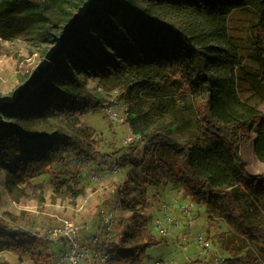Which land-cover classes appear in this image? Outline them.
I'll return each mask as SVG.
<instances>
[{"label":"trees","instance_id":"obj_1","mask_svg":"<svg viewBox=\"0 0 264 264\" xmlns=\"http://www.w3.org/2000/svg\"><path fill=\"white\" fill-rule=\"evenodd\" d=\"M49 0H0V36L12 38L17 27L3 12L19 5L37 10L45 22V36L54 40ZM74 1L79 7L85 0ZM147 2L148 0H142ZM151 1V0H149ZM158 7L170 6L185 25L160 20L154 8L145 7L141 0H109L93 12L83 28L54 62L44 80L14 109L0 111V162L6 164L22 182L29 183L45 171H55L67 154L91 156L76 136L63 130L28 128L38 117L53 116L68 124L79 123L87 109L83 91L65 94L61 87L74 79L69 71L73 64L107 70L114 57L103 42L114 48L127 62L137 63L133 78L125 89L134 93L185 96L205 92L198 98V134L196 141L178 142L162 128L146 133L142 151L134 148L119 157L121 165L130 164L128 179L120 187L119 201L131 211L132 228L120 243L105 242L111 254L108 264H140L149 247L165 238L148 236L147 240L132 241L147 221L143 215L148 199V186L173 182L196 201L204 203L211 212L224 216L235 229L256 236L261 244L260 255L247 252L234 255L241 264H264V226L249 222L241 212L238 201L244 191L264 195V174L247 170L241 157V146L253 140L259 126L256 151L264 161V113L240 114L235 92L236 69L242 65L240 49L228 30L233 11L246 10L256 17V42L250 57L264 68V0H157ZM214 42V46L210 45ZM148 64L154 65L156 73ZM259 78L264 84V69ZM4 114V118L1 117ZM144 141V140H143ZM110 156V155H109ZM113 157V155H111ZM60 181V180H57ZM39 238L0 220V250L20 254H36ZM46 262H51L49 256ZM7 264V263H0Z\"/></svg>","mask_w":264,"mask_h":264},{"label":"rangeland","instance_id":"obj_2","mask_svg":"<svg viewBox=\"0 0 264 264\" xmlns=\"http://www.w3.org/2000/svg\"><path fill=\"white\" fill-rule=\"evenodd\" d=\"M74 1L49 0L48 16L54 24L53 35L61 36L66 30L73 14L77 11ZM141 3L154 8L155 15L167 23L185 25L183 19L170 6L158 7L159 1ZM37 10L19 5L6 13L16 28L15 36H0V94L11 96L14 91L33 74L43 61L47 51L54 43L45 36V22ZM256 17L252 12L236 10L228 20V30L240 49L242 65L236 69L235 92L240 114L264 113V84L261 82L260 66L250 57V49L256 42ZM112 52L115 64L108 63L107 70L97 66H81L71 63L69 71L73 80L63 84L65 94L83 91L87 96V109L80 115L79 123L68 124L48 116L38 117L30 122L31 130L60 129L78 137L89 150L91 156L67 154L64 161L53 166L52 172L41 169V173L29 183L19 180L12 170L0 162V220L40 234L36 254H20L15 251L0 250V263L7 264H70L62 256L68 249V242L62 238L51 240L45 235L50 226L74 222L81 228L80 240L84 245L92 237L106 240L103 216L112 213L119 223L112 229L114 238L130 234L132 212L125 209L119 201V189L128 179L132 167L121 165L119 157L130 153L134 148L143 150L145 134L155 128H162L168 136L184 143L201 139L198 134V113L196 101L204 98L205 92L179 96L168 90L162 95L134 93L125 89L132 80L137 63H129L113 47L103 42ZM210 45L214 46L212 41ZM250 49H246V47ZM152 74L154 65L148 64ZM118 94V107L126 121H114L104 107L114 95ZM4 118V114H1ZM259 126L253 131V140L241 146L240 152L247 170L253 174H264V161L256 151ZM135 137L133 142L128 137ZM144 140V141H143ZM110 155V156H109ZM113 155V157H111ZM60 180V181H57ZM148 199L144 217L147 224L133 243H141L148 236L165 238L166 241L147 249V256L140 264H241L233 259L247 252L260 255V240L243 233L229 225L224 216L211 212L204 203L187 195L184 189L173 182H162L148 186ZM239 208L246 219L253 224L264 226V195L250 191L240 193ZM187 207V210L186 208ZM189 211V212H188ZM171 218L168 223L167 219ZM166 227L164 236L160 228ZM204 244H198L200 235ZM49 256L51 262L44 261ZM92 255L83 264H98Z\"/></svg>","mask_w":264,"mask_h":264},{"label":"built area","instance_id":"obj_3","mask_svg":"<svg viewBox=\"0 0 264 264\" xmlns=\"http://www.w3.org/2000/svg\"><path fill=\"white\" fill-rule=\"evenodd\" d=\"M118 94L114 95V97L106 104L104 110L108 112V115L114 120L121 123H125L126 119L122 112L118 107ZM136 138L135 137H128V141L133 142ZM187 210V207H185ZM189 212V211H188ZM168 223L171 222V218L167 219ZM119 223L116 222L115 216L112 213H107L103 216V226L105 227L106 231V240L101 241L98 237H92L90 239V243L93 244V248L87 247L83 244L80 240V233L81 228L77 226L72 221H67L63 225L59 226H50L46 229L45 235L48 236L51 240H59V239H66L68 242V249L67 252L64 253L62 256L65 260H68L70 264H83L84 261L90 257L91 255L97 259L96 262L98 264H108V260L111 258V254L106 251L104 248L105 242H115L116 244L120 243L119 238H114L115 235L112 234L113 227ZM160 231L164 236L168 234L167 228L162 227ZM35 235L40 239L41 235ZM198 244H204L205 238L201 234L197 238ZM157 264H166V261L159 260ZM220 264H223V261L220 260Z\"/></svg>","mask_w":264,"mask_h":264},{"label":"water","instance_id":"obj_4","mask_svg":"<svg viewBox=\"0 0 264 264\" xmlns=\"http://www.w3.org/2000/svg\"><path fill=\"white\" fill-rule=\"evenodd\" d=\"M107 1L109 0H85L78 7L64 33L61 36H54L53 45L27 81L20 85L11 96H2L0 94V111L14 109L17 104L27 97L29 93L44 80L54 62L78 35L89 16L102 7Z\"/></svg>","mask_w":264,"mask_h":264}]
</instances>
